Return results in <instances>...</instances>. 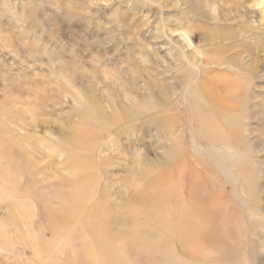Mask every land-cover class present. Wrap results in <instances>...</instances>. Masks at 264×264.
I'll list each match as a JSON object with an SVG mask.
<instances>
[{"label":"rangeland","instance_id":"rangeland-1","mask_svg":"<svg viewBox=\"0 0 264 264\" xmlns=\"http://www.w3.org/2000/svg\"><path fill=\"white\" fill-rule=\"evenodd\" d=\"M191 161L264 264V0H0V264H162Z\"/></svg>","mask_w":264,"mask_h":264},{"label":"bare ground","instance_id":"bare-ground-1","mask_svg":"<svg viewBox=\"0 0 264 264\" xmlns=\"http://www.w3.org/2000/svg\"><path fill=\"white\" fill-rule=\"evenodd\" d=\"M219 161L218 163L221 162ZM226 170L227 173L230 172L229 169ZM177 173L179 176L176 178ZM201 173L195 169V163L192 161L184 169L172 171L174 186L184 181L186 184L188 181L186 192L191 203L188 204L186 201L175 203L171 214L172 223L169 227L163 226L161 221L157 220V229L167 228L170 235L168 243L170 254H166L164 259H161L162 264H237L240 261L243 264L242 254L229 243L233 235L223 231L221 227L237 223L240 217L235 214L223 217V209L219 206L221 197L216 189V183L208 174H203L204 180H200ZM180 175L185 177L180 179ZM206 185L211 191L208 197L201 194ZM228 185L231 190L234 188V183L230 179H228ZM104 216L99 209L93 218L92 230L95 235L93 242L96 247L94 249L90 245L82 246L84 258L77 264H85L89 261H94L95 264H132V259H125L127 253L123 250L125 246L115 248L114 239L112 240L109 236L108 226L105 223L106 216L105 218ZM206 219L208 222H205Z\"/></svg>","mask_w":264,"mask_h":264}]
</instances>
